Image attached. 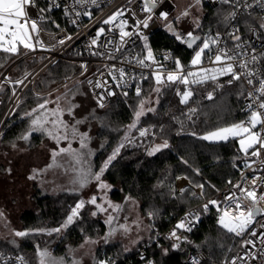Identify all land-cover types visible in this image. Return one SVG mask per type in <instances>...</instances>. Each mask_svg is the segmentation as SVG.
<instances>
[{
  "label": "snow or ice",
  "instance_id": "obj_1",
  "mask_svg": "<svg viewBox=\"0 0 264 264\" xmlns=\"http://www.w3.org/2000/svg\"><path fill=\"white\" fill-rule=\"evenodd\" d=\"M90 2L96 4L97 0H73L72 6H65L64 13L66 16H70L72 12H75L76 16H80L81 13L76 11L75 5H84ZM131 2V0H129ZM201 0H195L196 4H200ZM222 3L232 5L236 10L229 13L225 20L235 19L237 12L243 9H251L254 4L261 9H264V0H254V4L250 3L249 0H221ZM158 0H142L141 11L147 13L143 19H136L135 24L132 26V30H127L128 21L126 19H120L124 16L125 12L122 9H117L114 13L108 16L102 21L104 25H114L115 29L118 30L117 34L119 37L120 44H116V37L107 38L105 43L102 45L108 51L101 53L99 51L93 52V55L106 56L109 60L117 59L115 53H123L129 43H135L136 40L143 42V53L142 55H136L130 59L125 56L121 63L131 64L134 67L141 69H148V73L130 72L124 67L116 68L115 64L105 67L109 68L108 76L111 77L112 81L115 82V86L121 89L120 94L124 97L129 95L127 89L135 86V95L139 98L136 107L133 109V122L127 126V132L121 143L112 151V153L106 158L103 164L97 171H92L90 163H87V156L91 155V150L87 153L83 152L88 148V142L90 137L87 132H81L78 125L84 121L76 119L74 112L79 105L72 103V100L68 97V85L64 87L68 89L65 93L60 96H56L54 99L44 98L41 94L37 93L39 102L37 106L26 112L24 115L30 117L29 131L20 137L25 141L29 140L30 136L34 132H40L50 140L56 142L57 147L51 150V156L53 163L56 162L58 156H65L68 163V168L65 171L71 170L74 173V179L72 181L75 187L73 191H80L88 186L89 183L95 182L97 187V193L91 195L87 200L81 198L74 206H70L65 219L56 227L47 228L41 227L38 229L28 230H15L9 227L8 235L12 237H27L29 235L43 234L52 236L54 233H62L67 230L70 226L81 219V212L86 205L93 206L94 210L91 211V216L95 217L98 214L106 213L107 218L105 223L111 225L114 220L117 219L113 213H119L123 210L121 204H114L107 198V193L112 190V186L102 179L104 173L112 165V162L117 159L122 148L125 147L124 141L132 143L133 140L130 133L133 129H137L140 137L152 136L153 139L156 137V132L152 129L155 126L138 128L139 122L143 116L147 113H155V107H146L150 102V97H144L142 83L144 80H152L151 92L156 94V99L153 101L155 104H159L160 96L162 93L171 89L175 92V95L179 97V103L186 107V111L182 112L180 117L172 116L171 119L175 120L180 124L181 134L184 130L185 120L191 124H195L199 118V114L202 112L201 103L196 100V97L201 94L203 89V99L213 101L215 99V92L225 86L224 83H220L221 77L229 76L225 83L232 85L236 81H241V89L238 93V98L243 97L246 100L245 106L241 111L245 112V118L239 121H234L230 124H224L217 126L205 131L204 133H197L196 131H190L187 134L196 137L199 140L207 141L209 143H227L229 141H235L238 144L237 152L238 155L235 159L242 161V166L233 163V167L237 168L240 172V181L233 184L231 180L227 183L231 185V189L224 195L223 201L217 199H208L203 203L198 210L188 211L184 217L181 218L173 229L165 237L166 239L172 240L173 243L171 248L173 250L180 248V242L186 241L187 237L182 232H191L193 228L200 222L201 215L207 214L210 208H215L218 212L217 224L220 228L226 230L228 233L235 234L236 236H242L249 228L250 225L257 222V216H264V176L253 175L249 179L245 170L252 169L254 173L260 170H264V159H262V153H264V71L261 70V64L264 63V53L257 54L255 49H251V52L245 50V45L241 41V36L238 34L239 29H235L228 33V36L233 42V47H228L227 43L223 41L219 32L212 35L209 32L206 35L196 34V30L201 28L199 19H194L195 28L186 33L180 32L174 26L172 21L168 20L167 12H160L158 19L167 21L165 28L176 41L185 45L187 48L193 50V56L189 64L185 66L179 57L173 56L171 52H165L160 59H157L150 42L149 35L145 34L144 29H148L150 22L153 21L154 9H156ZM61 7L58 0H48L47 7H37V0H0V53L5 54L4 59L12 56L26 55L27 51H35L37 46L44 47L43 41L40 39V32L42 31L40 25L48 17L45 16L46 12H50L54 8ZM35 9L36 15L30 14L29 9ZM251 13H249L250 15ZM83 15L91 16L90 12H84ZM135 14L133 13V16ZM189 10L183 11L176 20L179 21L183 17L189 16ZM119 21L118 23H116ZM72 23H76L73 19ZM59 27V25H57ZM260 28L264 29V23L260 24ZM113 27H109L107 31L113 32ZM255 31V29H251ZM105 34V28L100 27L97 29L95 36L91 39L90 47L98 45V41L101 35ZM133 37L135 39H133ZM66 39H72L71 36ZM60 44H64L65 40L59 41ZM170 61L173 65L171 69L167 67L164 62ZM207 65V66H205ZM0 64V67H3ZM84 71L87 70L86 65H81ZM239 69V71L237 70ZM30 73H25L23 78L13 80L10 76H6L0 73L3 80L9 84L15 86L25 85ZM83 75V72L81 73ZM103 76V73H101ZM87 83L93 90L102 89L101 92L93 91V97L96 101L98 108L106 107V100L108 97L117 95L111 85L108 84L107 80H96L88 79ZM211 83L213 85L211 90H208L204 86ZM246 83L251 87V90H246L243 85ZM3 90V85H0V91ZM12 94L15 95V88H13ZM52 93H48L51 97ZM74 98V97H73ZM63 101L64 106L61 102ZM53 104L54 107L49 108L48 105ZM95 109H93V115ZM35 114V115H34ZM71 117V121L65 120L64 116ZM50 125V127H49ZM160 131L163 132V125L160 126ZM71 137V139H70ZM72 140H78L79 149L72 147ZM61 141H67L66 147H60ZM15 147V145H13ZM103 147V145H101ZM170 148L167 139H163L160 143H156L150 149H147V155L153 156L163 149ZM181 162L188 164L187 160L181 158ZM259 162V169L253 168ZM87 163L85 168L83 165ZM50 164L47 167H52ZM62 166V165H60ZM47 169H33V175L29 176V179H36V177ZM197 175H200L199 169H194ZM189 179L188 177H183ZM180 179V177H177ZM189 183L193 187L200 189L199 193L192 192L193 196L204 195V183H193L189 180ZM215 188L214 185H210ZM172 195L175 197V189H170ZM188 189H180V195L182 196ZM218 191V189H217ZM102 193V195H100ZM132 200L130 196L125 197V202ZM111 210V211H109ZM159 215V210L154 209L149 211V220H154ZM126 219V218H125ZM0 222H5L4 212L0 210ZM139 227V221H136ZM120 229L125 233L129 232L130 229L126 224H121ZM260 227L264 229V224ZM154 228L153 224L148 226V231L151 232ZM116 228H110V231L103 238L105 242L108 238L116 233ZM156 236L159 234L156 233ZM251 236H256L255 230L249 233ZM261 243H264V232L260 234ZM6 239L7 237H3ZM154 239L153 236H149V241ZM139 240L133 241L138 243ZM9 243L15 245V239L9 241ZM90 238H85V244H94ZM244 245H252L255 248V244L252 240H246L243 242ZM157 246H159L157 242ZM84 247V245H81ZM128 249H126L127 251ZM169 249L162 248L164 255H168ZM248 255H251L252 259H257L254 253H246L245 256L238 257L241 260H245ZM36 256L38 264H65L64 258H55L52 252L47 248H41L39 245L36 246ZM141 259H144L142 256ZM29 264L26 258L22 255L17 256H5L0 251V264ZM71 264H80L79 260L73 259ZM96 264H109L108 261L100 260ZM148 264H154V261H148ZM194 264H199L198 261H194ZM231 264H236V259L231 261Z\"/></svg>",
  "mask_w": 264,
  "mask_h": 264
},
{
  "label": "trees",
  "instance_id": "obj_2",
  "mask_svg": "<svg viewBox=\"0 0 264 264\" xmlns=\"http://www.w3.org/2000/svg\"><path fill=\"white\" fill-rule=\"evenodd\" d=\"M37 7H41L39 0H37ZM198 7L200 13H203L200 16L201 28L196 31L199 34L205 31H223L227 23L225 17L229 15L233 8L232 5L225 3L215 8H210L203 2ZM45 16L48 18L40 25L45 32H54L63 25L59 16L48 12L45 13ZM173 22L174 24H179L178 21ZM178 27L180 26L178 25ZM149 42L153 51L169 49L173 56L179 57L185 66H187L193 54L192 51H188L183 44L176 41L164 29L157 30L149 38ZM4 55L0 53V64L4 65L0 67V73L11 60L21 57L12 56L4 59ZM34 57H39L38 64L45 58L43 55H34ZM35 62L28 63L24 62L23 59L20 60L14 66L17 68L18 75L13 79L22 78L25 73L31 71L29 69ZM78 70L76 64L59 60L48 67L43 75H40L42 77L36 90H47V88L49 89V87L56 85L65 77L72 75V73L76 75ZM228 79H230L229 76L220 79L219 82L224 83L225 86L215 92L213 101L203 99V89H201V94L196 97V100L201 103L202 112L199 114L195 124L185 120L184 130L181 134H177L180 132V124L171 119V117L174 115L185 119L182 116V112L187 109L179 103V97L175 95L173 90H165L160 96L158 105L155 103L147 104L149 107H155L156 112L147 113L141 118L137 126L138 128H145L154 125L155 128L152 130L156 132L155 139L149 135L141 141L129 144L128 147L121 150L117 159L112 162V165L104 173V179L110 185L119 186L118 190L115 189L112 192L111 196L113 199L117 200L125 194L139 200L143 211L159 210V215L154 220H148V225L153 224V229L161 234L172 226L181 214L201 203L200 198L192 196L193 188L195 187L190 183V186L185 188L188 191H185L182 196L176 191L175 181L177 177H188V182L191 180L193 183H204L203 197L205 199L223 189L229 180L235 182L239 178L240 172L233 167V163L242 166V161L235 159L238 155H241L237 152L238 146L235 141L213 144L187 134L190 131L202 134L218 124H230L245 118L246 113L241 111L244 98H238L241 82L236 81L232 85H227L225 82ZM11 87L16 88L17 86L12 84ZM142 87V95L144 97H150L153 94L151 92V79L144 80ZM204 87L211 90L213 85L209 83ZM10 90L8 86L5 90L0 91V116L10 99ZM154 98L156 99V94H154ZM24 99L22 106H20L21 110L30 108L36 103V101L33 102V92L31 91L26 93ZM138 100L139 98L135 94H129L127 97L119 96L107 103L105 108H102L104 112L100 121L99 134L102 137L101 139L104 138L105 147L100 156L108 153L122 139L127 126L132 121L133 109L136 107ZM24 124L25 118H22L18 113L12 112L5 119L0 131V142L16 138L22 131ZM161 125L164 128L163 132L160 131ZM163 139L168 140L170 148L163 149L153 156H148L147 149L155 142H161ZM181 158L187 160L188 164L182 163ZM98 159H96V168ZM194 169H199L200 175H197ZM210 185H214L215 188ZM170 189H175V197ZM73 203L72 195L64 192L55 196L44 195L36 197L35 205L38 213L25 212L20 220L26 226L37 224V228L44 226L52 228L62 222ZM99 226L103 228L100 222ZM87 230L89 231L90 229ZM36 235L38 237L37 241H35L36 244L23 243L20 249L0 246V251L21 254L28 260L29 264H34L36 246L39 245L43 249L47 246V241L51 242L52 240V236L46 238L43 234ZM149 236L154 237V233L152 231L149 232ZM149 236L140 241L130 251H124L116 244L99 247L96 251L97 262L105 260L110 264H135L137 249L148 242H152V245L147 248V256L152 257L155 264H180V259L188 250L197 248L207 250L212 259L218 261L223 258L230 248H235L238 245L236 241L232 244V236L218 226L217 211L214 208H210L207 216H201L197 227L187 235L186 241L180 243L179 249L173 250L171 248L172 243L165 238H161L158 243L159 246H157L154 243V239L149 241ZM69 237L74 242H79L81 233L76 228H73L69 232ZM162 248L169 249L168 255L163 254Z\"/></svg>",
  "mask_w": 264,
  "mask_h": 264
},
{
  "label": "rangeland",
  "instance_id": "obj_3",
  "mask_svg": "<svg viewBox=\"0 0 264 264\" xmlns=\"http://www.w3.org/2000/svg\"><path fill=\"white\" fill-rule=\"evenodd\" d=\"M186 9L189 10L190 15L187 17H183L178 21V25L180 26L179 29L183 32H188L187 30L190 25L194 24V19H197V17L203 15L202 12L200 13L199 7L195 3V0H177L176 10L172 14L171 19L176 22V17H178ZM21 57L11 60L4 67L1 73L6 76H10L12 79L14 77H17V68L14 66L17 65ZM23 61L28 63H34L36 61L35 64H32L31 68L29 69L32 71L38 64L39 57L35 58L34 56H29L28 58L23 59ZM9 66H11L10 69L6 73H4ZM31 71H29L28 73H30ZM43 73L41 75H43ZM74 75L75 74L72 73V75L65 77L56 85L49 87V89L47 88V90L41 91L36 90L38 82L42 77H40V75L34 80H32L31 78L25 80L26 86L20 85L16 88L11 87L12 84L5 82L3 78L0 79V85H3L4 90L8 86L11 89V96L7 104L12 101L13 105L8 109L7 116L11 115L12 112H15L18 113L22 118H25L24 127H22V131L16 138L5 142H0V210L4 212L5 222L8 226L6 227L4 222H0V246L3 248L7 246L8 248L14 247L15 249H20V246L23 243L36 244L35 241H37L38 239L37 235H29L22 238L12 237L8 235L9 227L15 230L38 229L37 224L26 226L20 220L22 214L25 212L30 211L35 214L38 213L35 205L36 197L44 195L55 196L64 192L72 195L74 199V203L72 206H74V204L79 199L83 198L87 200L91 195L97 193V187L94 181L89 183L86 188L78 192L73 191V188L75 187V185H73L72 183L74 179V173L71 170L65 171V169L68 168V158L61 155L58 156L56 158V162L53 163L51 150L57 147L55 141L50 140L40 132L32 133L29 140L27 141L20 139L21 136L25 135L29 131L31 118L25 116L24 114L37 106V103L39 102L37 93L41 94L44 98L51 100L56 96H60L61 94L65 93L66 91H68V89H71V91L68 92V97L72 100V103L79 105V107L75 109L74 115L76 119H81L84 121L82 124L78 125V128L81 132H87L88 136L90 137L88 148L82 151L87 153L89 150H91L92 154L87 156V163L91 164L92 171H97L99 169L106 158L121 143L125 136L124 134L122 139L119 140L116 146L113 147L108 153H106L104 156H100L105 147L104 138L101 139L102 137L99 134V126L104 109L98 108L96 102L93 100L86 84V77L81 76L74 78ZM65 84L68 85V89L64 87ZM13 88H15V95L12 94ZM28 91L33 92V102L36 101V103L33 104L30 108L21 110L20 106H22V103L25 100L24 97ZM48 93H52L51 97L48 96ZM154 94L155 93L150 95V102L148 104H151L153 103V101H155ZM61 104L62 106H64L63 101L61 102ZM48 107L52 108L54 107V105L49 104ZM146 107H149V105H146ZM93 109H95L94 115L92 114ZM64 119L71 121L72 118L65 115ZM132 122L133 117L132 121L129 124H131ZM127 130L128 129H126L125 133L127 132ZM130 136L133 142L141 141L144 138L139 136V133L138 131L136 132V129H133L131 131ZM67 143V141H61L60 147H66ZM124 143L125 147L122 149H125L129 146V144H131L127 141H124ZM156 143L160 142L157 141L152 146H154ZM13 145H15V147H13ZM101 145H103V147H101ZM72 147L74 149H79L78 140H72ZM96 159H98L97 168ZM87 163L83 165L85 168L87 167ZM50 164H52L53 166L50 168L47 167ZM33 169L47 170L41 172L36 177V179L32 180L29 179V176L33 175ZM102 179L106 181L104 179V176L102 177ZM118 188V185H114L112 186V190L107 193V198L109 200H111L114 204H121L123 206V210L118 214L113 213V215L117 216V219L114 220L111 225H109L105 223V220L107 218L106 213H101L93 217L90 214L91 211L94 210L93 206L86 205V207L81 212V219L79 221L74 223L62 233H54L52 235L51 242L47 241L46 247L52 252L53 257L64 258L65 264H71L73 259L79 260L80 264H96V251L99 247L116 244L124 251H126V249H128L127 251H130L140 241L149 236V210L143 211L141 202L132 197L131 198L133 201H135V203H132L131 201L125 202V197L127 196L125 194H123L117 200L113 199L111 196L112 192L115 189L118 190ZM185 188L186 186H184L183 189ZM100 195H102V193H100ZM64 219L65 217L63 218V220ZM136 221H139V227L137 226V223H134ZM99 222L103 225V228L99 226ZM121 224H126L130 231L125 233L119 227ZM73 228H76L77 231L81 233V239L79 242H74V240L69 237V232ZM110 228H116L117 231L113 236L108 238L107 242H105L103 238L110 231ZM87 229L90 230L88 231ZM3 237L7 238L4 239ZM45 237L49 238L48 235H45ZM86 237L90 238L96 243L85 244ZM12 239H15L18 247L9 243V241ZM135 240H139V242L134 244L133 241ZM81 245H84V247H81ZM34 264H38L37 256L35 258Z\"/></svg>",
  "mask_w": 264,
  "mask_h": 264
},
{
  "label": "built area",
  "instance_id": "obj_4",
  "mask_svg": "<svg viewBox=\"0 0 264 264\" xmlns=\"http://www.w3.org/2000/svg\"><path fill=\"white\" fill-rule=\"evenodd\" d=\"M39 1L41 2V7L48 6V0H39ZM176 1L177 0H158L157 7L156 9H154V13H153V21L150 22L148 29L143 30L145 34L149 35V38L159 29H164L167 32L165 28V24L167 23V21H163L161 19H158L157 17L159 16L160 12H167L168 20L173 22L171 16L176 10ZM202 2L210 8H215L223 4L221 0H201L200 4ZM249 2L254 4V0H249ZM58 3L61 4V7L54 8L48 13H52L54 15L59 16V18L63 22V25L54 32H45L44 30H42L40 32V39L43 41L44 47L41 48L40 46H37L35 51L27 52L26 55H23L19 59V60L25 59L28 58L29 56H34V55L45 56L43 61H41L38 65H36V67L30 72L31 75L28 76L27 80L30 78L32 80L36 79L48 67H50L52 64H54L59 60L69 63H74L78 66L79 69L78 73L74 76V78L85 76L86 80L88 79H92L93 81L107 80L108 84L111 85L112 89L117 92V95L107 98L106 100V104H107L111 100H114L119 96H123V95L120 94L121 89L116 88L115 82L112 81L110 76H108L109 68L105 67L106 65L111 66L115 64L116 68L124 67L126 70L130 72H135L137 74H139L140 72H144L145 74L148 73L149 71L148 69H141L139 67H134L131 64L121 63V61L124 59L125 56H127L130 59L133 56L144 54L142 41L136 40L134 44L129 43L123 53H115L117 57V59L115 60H109L106 58V56H98L92 54L93 52H97V51L101 53L108 51V49H105L102 46L105 43L106 37L107 38L116 37V44L117 45L120 44L119 37L117 34L118 30L115 29L114 25H104L102 21L106 19L108 16H110L112 13H114L117 9H122L124 10L125 14L124 16L120 17V19H126L128 21L127 30L131 31L132 26L135 24V20L143 19L147 15V13H144L140 10L142 5V0H131V2H129V0H97L95 5L90 2H87L84 5H75L76 11H79L81 13L80 16H76L75 12H72L70 16H66L64 13V7L66 5L72 6L73 0H58ZM200 4L197 5L200 6ZM33 10H34L33 16H35L36 10L35 9ZM234 10L236 9L233 7L231 12ZM84 12H90L91 16L89 17L83 15ZM133 13L135 14L134 16ZM249 13L251 14L249 15ZM197 18L199 19V23H200V17ZM73 19L76 20L75 24L72 23ZM118 22L119 21H117L116 23ZM261 23H264V9H261L258 6H255L254 4V6L251 9L241 8L240 11L237 12L235 19L228 20L224 30L219 33L223 41H225L227 43V46L231 48L233 47V44L236 42H233L230 39L228 33L238 28L239 29L238 34L241 36L240 42L244 43L245 50L251 52V49L254 48L257 54L264 53V29L260 28ZM174 26L177 28L178 31L183 32L179 29L178 24H174ZM100 27L105 28V34L101 35L98 41V45L101 46L90 47L91 39L95 36L97 29ZM109 27H113L114 29L113 32L109 33L107 31ZM194 28L195 25L193 24L190 28H188L187 31H191ZM251 29H255V31H252ZM208 33L209 31H205L201 34L196 32V34L202 36ZM216 33L217 32H211L212 35H215ZM168 34L171 35L170 33ZM68 36H71L72 39L70 40L66 39V37ZM62 39L65 40L64 44L59 43V41ZM133 39L135 38L133 37ZM191 51L193 52V50ZM165 52H171V51L169 49H160L154 51V53L157 56V59H160ZM192 56L189 59L188 64L192 59ZM164 63L167 64V67L169 69L173 67L170 61ZM82 64L86 65L87 68L86 71L82 69L81 67ZM237 70L239 71V69ZM261 70L264 71V63L261 64ZM82 72L83 75H81ZM101 73H103V76H101ZM243 86L246 90H251V87L248 86L246 83H244ZM87 87L89 89V92L93 100L95 101L93 97V91L101 92L102 89L93 90L88 83H87ZM127 90L129 94H135L134 84L132 87H130ZM0 103H1V97H0ZM245 103L246 100L244 99V104L241 109L244 108ZM12 105L13 102L10 101L8 109ZM8 109L4 112V114L2 113V115L0 116V131L7 117V115L5 116V114L8 111ZM261 158L264 159V153H262ZM253 168L259 169V162L256 165H253ZM245 174L249 179H251L254 174L264 176V170H260L254 173L252 169H247L245 170ZM240 179L241 177L239 173L238 180L232 183L235 184L239 182ZM184 186L186 187L189 186V182L186 179L180 178L175 181V188L177 192H180V189H183ZM230 189H231V185L227 184L223 189H221L215 195L207 199H205L203 196L201 197L199 195L197 196L192 195L193 197L200 198L201 203L198 206L192 207L183 214H181L176 219L175 223L172 226H170L163 234L153 229L152 232L154 233V243L157 244V242L159 243V240L161 238H165L168 235V233L173 229L177 221H179L181 218L184 217L185 213H187L190 210L191 211L198 210L200 206L203 203H205L208 199H217L223 201L224 195ZM261 191H264V189H261ZM193 192L199 193L200 189L193 188ZM208 214L209 212L207 214L202 213L203 216H207ZM217 218H218V212H217ZM256 221L257 222L249 226L248 230L242 236H236L235 234L229 233L232 236V244L233 242L236 241L238 245L235 248H230L223 256V258H221L220 260L217 261L212 259L210 253L207 250L197 248V249L188 250L185 253V255L180 259V264H194V261H198L199 264H231V261L233 259H236V264H264V243H261V236H260V234L264 232V229L260 227L261 224H264V216H257ZM197 225L194 228H196ZM253 230L256 231L257 233L256 236L249 235V233ZM191 232H182V234L187 237V235H189ZM156 233H158L159 235L156 236L155 235ZM166 240L173 243L172 240L169 239ZM246 240H252L255 244V248H253L252 245H244L243 242ZM151 245L152 242H148L146 244H143L140 248L137 249L135 256V264H148V261H154L152 257L147 256V248ZM2 252L5 254V256L21 255L13 252H5V251ZM246 253H254L257 259H252L251 255H248L245 260H241L238 258L245 256ZM142 256L144 257V259H141Z\"/></svg>",
  "mask_w": 264,
  "mask_h": 264
},
{
  "label": "water",
  "instance_id": "obj_5",
  "mask_svg": "<svg viewBox=\"0 0 264 264\" xmlns=\"http://www.w3.org/2000/svg\"><path fill=\"white\" fill-rule=\"evenodd\" d=\"M185 48H186L188 51H191V50H192V49L187 48L186 46H185ZM11 66H12V65H11ZM11 66H9V67L6 69V71H5L4 73H6V72L10 69ZM2 78H3V77L1 76L0 79H2ZM9 104H10V102L6 105V107H5L4 111H3V114H4V112L8 109Z\"/></svg>",
  "mask_w": 264,
  "mask_h": 264
},
{
  "label": "bare ground",
  "instance_id": "obj_6",
  "mask_svg": "<svg viewBox=\"0 0 264 264\" xmlns=\"http://www.w3.org/2000/svg\"><path fill=\"white\" fill-rule=\"evenodd\" d=\"M29 12H30L31 15H34V10L33 9L30 8ZM7 113H8V111L6 112L5 116L7 115Z\"/></svg>",
  "mask_w": 264,
  "mask_h": 264
}]
</instances>
